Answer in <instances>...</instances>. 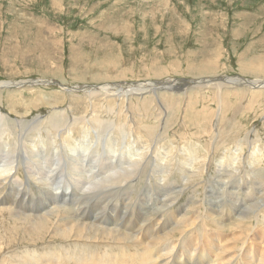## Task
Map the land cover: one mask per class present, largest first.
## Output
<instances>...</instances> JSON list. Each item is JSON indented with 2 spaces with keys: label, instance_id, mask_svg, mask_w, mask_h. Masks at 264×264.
<instances>
[{
  "label": "rangeland",
  "instance_id": "rangeland-1",
  "mask_svg": "<svg viewBox=\"0 0 264 264\" xmlns=\"http://www.w3.org/2000/svg\"><path fill=\"white\" fill-rule=\"evenodd\" d=\"M215 76H227L222 84V96L219 95V91L217 96L213 94L212 85H207L212 81H204ZM240 76L243 78H238ZM263 77L264 0H0V82L41 78L51 79L74 89L73 87L78 86H100L117 82L125 85L128 82L139 84L172 78L165 84L170 87V92L180 96L177 102L173 101L176 96L167 99L160 97L161 103L169 106L168 114L159 116L158 104L151 103L148 108L146 102L141 100L135 92L128 93L126 98L121 99L116 95L115 88L108 89L111 91L100 89L98 96L94 98L78 89L76 90L79 92H65L58 83L33 85L34 88L31 85H24L4 88L3 93L0 91V96L3 97L0 99V110L15 120L20 115L27 116V119L34 120L35 126L39 127L27 132L28 126L24 130L18 126L21 132L24 131L23 134H31L32 141L23 137L25 141L18 142L16 135L8 134L9 136L2 138L3 144H0L4 148L5 143L9 141L12 147L13 144H18V149L21 143H24L29 147L28 153L33 155L34 165L39 164L38 166L43 167L41 152L44 149L49 153L51 144L58 147L64 146L63 152L67 154L71 153V148L80 150L81 146L87 144L86 141L89 138L92 140L95 138L93 134L95 135L96 129L101 130L97 124L98 118L113 122L112 128L106 126L103 131L101 130L105 131L108 138L107 147H104L105 144L97 145L101 153L106 151L110 154L109 150L121 151L124 148L128 161L130 156L138 153V148L145 145L143 143L147 140L150 142L151 149L155 144L154 151L151 150V153H148L152 157L151 165L144 167L137 179H132L131 185L126 182L125 196L122 197L123 191L120 190L118 182H114V185L109 186L111 195L99 199L101 202L99 206L106 210L104 216H99L101 221L91 220L96 222V229L87 228L88 230L83 231V236L90 237L88 241L84 240L85 242L76 236L77 229L72 230L70 238L65 237L64 233L70 231L66 227L69 226L68 222L72 217L64 214L63 211L59 212L58 216L51 217L48 223L46 220L37 221L36 224L41 223L38 228L33 225L31 216L50 203L46 193L53 187L48 183L50 181L45 182V180H39L37 175H33L34 178L30 175L31 187L21 192L18 197V184L13 179L17 177L23 181L27 179L24 159L22 160L19 156L18 171L14 176L3 180V184L0 185V197H10L26 214L31 216L23 221L8 210L0 215V264H34L37 261L35 257L38 256L36 253L43 254L42 258H37L42 264H46L55 260L53 256L45 255L48 250L61 249L64 253L62 247L75 250L78 246H87V249L97 250L95 252L101 255L105 250H107L106 253L113 251L115 254L129 257V261L133 264H142L140 255L143 254V249L145 250L144 242H135L136 235L143 230L140 228L148 224L155 226L156 222H162V219L173 225L174 220L171 222L169 210L178 211L181 208L184 210L179 220L186 215L193 217L194 214L195 217L198 216L196 222L189 224L190 221L186 222L184 219L185 222L182 221L175 232L169 231L164 235L166 240H159L155 247L165 243L161 245L162 248L171 244L177 245L178 249L175 248L180 251L188 243L198 241L201 246L209 244V247L206 246L204 249H211V243L216 242L223 256L229 253L236 255V259L229 261L228 264L242 263L240 262L242 257L246 258L247 263H254V260L248 262L247 254L250 246L249 248L246 246L250 241H258L260 252L263 250L261 234L264 235V208L260 214L252 215L250 221L246 220L238 227L226 224L224 219L217 221V216L220 214L215 212V216L209 218L210 208L207 207L213 202L214 211L220 213L225 210V214L228 215L229 210L232 212L234 209L242 210L245 207L240 205V200L244 196L255 197L259 192L261 194L256 197H264V190H261L260 186L257 189L254 184L261 181L263 183L261 185L264 186V88L250 92L251 89L256 90V87L241 80H255ZM190 80L195 82H189ZM147 89H144L143 93L151 94L152 87L150 90ZM214 89L216 90V87ZM14 90L15 92H11ZM35 93L44 95L45 100L41 102L42 104L32 106L30 109L28 107L33 104L31 99L33 100ZM25 99H29V105L22 103ZM218 103H227L224 104L225 106L222 105V111L218 112L219 116L213 111L218 109ZM109 107H113V110ZM62 108L66 111L70 109L73 115L86 114L83 125L73 126V132L68 134V139L64 142L62 139L67 134L53 132L51 122L47 127L41 124L42 120L43 122L52 121L50 120L51 117L54 118L52 112ZM127 109L129 113L126 112ZM131 119L136 123H133ZM159 121L162 125L157 128ZM116 124L119 125L116 126ZM145 124L151 125L152 128L155 126V129L163 127L166 129L163 131L164 134L160 129L161 132L156 130L154 135L144 126ZM120 126L125 127L132 136V140L136 142L133 146L131 144L134 143L130 144V149L121 145L124 133ZM48 129L51 133H47ZM70 129L66 130L70 132ZM42 136L44 140L41 139ZM156 139L160 140L156 142L157 145ZM102 141L104 140L100 142ZM31 142L36 145L31 146ZM258 147L261 151L255 150ZM52 153H54L53 149ZM253 153L262 155V158L257 159ZM240 154L241 156H238ZM125 166L127 167L128 164ZM70 168H68L69 172L73 170L72 167ZM198 170H200L199 173ZM82 175L86 176V181L89 180L90 177L86 173ZM94 179L96 177H92V180ZM12 187H14L13 190H11ZM247 187H250L249 190ZM211 188L212 197L208 193ZM223 189L231 191L237 189L241 196L238 195V199H235L233 195L229 198L225 195V199H228L230 203L223 207L219 199H223L224 196L222 198L218 196L223 193ZM145 190H149L148 194ZM169 195H173L170 202L165 200ZM143 198L149 200H142ZM126 199L131 209L124 212L123 200ZM75 200L79 201L80 198ZM172 202L175 204H171ZM94 205L88 203L83 206L85 209L88 206L90 208L88 213H91L96 209ZM73 211L79 212L77 209ZM125 213L126 220L123 222L114 220L117 215L122 217ZM115 221L120 225L116 227L118 231H112L109 236L102 235L104 230L100 228L114 227ZM56 223L60 224L57 226ZM160 228L163 230L165 225L161 224ZM61 230L65 231L61 232ZM231 234L232 240L228 238ZM217 236H220L221 243ZM225 239H229L228 243ZM228 244L230 247L227 246ZM164 251L168 255L171 250ZM134 252L139 256L135 257ZM130 253L133 254L134 259H131ZM165 253L162 251L160 255L165 257ZM214 254L210 252L212 259L215 258ZM62 257L63 261L56 260L59 264L70 263L68 259V262L65 260L66 255ZM40 261L38 264H41ZM53 262L51 264H57ZM94 262L96 261L93 259L88 264Z\"/></svg>",
  "mask_w": 264,
  "mask_h": 264
},
{
  "label": "bare ground",
  "instance_id": "bare-ground-1",
  "mask_svg": "<svg viewBox=\"0 0 264 264\" xmlns=\"http://www.w3.org/2000/svg\"><path fill=\"white\" fill-rule=\"evenodd\" d=\"M145 33V32H144ZM98 63V62H97ZM98 64H103V63H98ZM104 65V64H103ZM238 78H243V77H238ZM183 79V78H182ZM225 79H227V76L225 77H219V76H215V77H209L207 79H205L204 81H212L208 82L207 85H212V89H213V94L215 93L217 96V92L219 91V95L222 96L221 94V90L222 88V84L225 82ZM232 79V78H231ZM172 80V78H166V79H162L160 81H149V82H138L137 83H132V82H128L126 83L127 85H125L124 83H110V84H106V85H94V86H83V87H73L74 89H72V87L58 83L56 81H53L51 79H32V80H22V81H2L0 82V91L2 92V90L4 88H10V87H20V86H24V85H50L53 83H58V85H60V87H63V91H68V92H72V91H84V93L88 94V96L94 98L96 96H98L99 91L98 90H107V91H111L108 90L109 88H115L116 89V95L118 97H120L121 99L126 98V95L128 93H132L135 92L137 93L138 97L145 101L144 103L147 104V107L149 108L150 104L152 103V105H156L158 104L159 106L158 111H159V116L161 114H168V106H164V103L162 104L161 101L159 100L160 97L163 99H167L168 97H174L176 96V99L174 98L173 101L177 102L178 99H180V96L175 95L174 93L170 92L169 89L170 87H168L165 83L166 81ZM176 80V79H175ZM173 80V81H175ZM243 82H247V84L249 85H254V87H256L255 89H251L250 92L252 91H258L260 88H264V77L260 78V79H255V80H248V79H241ZM181 81V80H180ZM200 81V79H199ZM182 82V81H181ZM189 82H195V80H190ZM158 83V84H157ZM170 83V82H168ZM123 84V85H122ZM171 84V83H170ZM181 84V83H179ZM186 84V83H185ZM199 85V84H198ZM204 85V84H202ZM155 86V87H154ZM152 87V90H150V88ZM176 87V86H175ZM199 87V86H198ZM214 87H216V90L214 89ZM34 88V86H33ZM146 88H148L151 91V94L146 95V93L144 92V89L146 90ZM13 89V88H12ZM78 89V90H76ZM147 89V90H148ZM179 89V88H178ZM5 90V89H4ZM21 90V89H20ZM23 90V89H22ZM31 90V89H30ZM165 90V91H164ZM34 91H37L34 89ZM33 91V92H34ZM78 91V92H79ZM173 91V90H172ZM179 91V90H177ZM262 91V90H261ZM11 92H15L11 91ZM22 92V91H20ZM229 91H227L228 93ZM241 92V91H240ZM3 93V92H2ZM134 93V94H135ZM244 93V92H243ZM1 94V93H0ZM10 94V93H9ZM259 94V93H258ZM257 94V95H258ZM13 95V94H11ZM136 95V94H135ZM256 95V94H255ZM44 96V95H43ZM42 96V94H36L33 98V100L31 99V101H33V104L30 105L28 108L31 109L32 106H36L39 105L41 102H44L43 100L44 97ZM251 96V95H249ZM2 96H0L1 99ZM16 97V96H15ZM24 97V96H23ZM109 97V96H108ZM226 96H224L225 98ZM256 97V96H255ZM3 98V97H2ZM213 98V97H212ZM258 98V97H256ZM24 99V98H23ZM198 99V98H197ZM220 101L222 100L221 97L219 98ZM156 101V103H155ZM171 101V100H170ZM219 101V102H220ZM22 102V101H21ZM92 102V101H91ZM160 102V103H159ZM25 105H29V99L28 100H23L22 102ZM198 103V102H197ZM216 103V102H215ZM42 104V103H41ZM180 104V103H179ZM227 104V103H224ZM224 104H219L218 103V109L216 108L215 110V114L217 112V115L219 116L220 114H218V112L222 111V105ZM230 104V103H229ZM167 105V104H165ZM190 105V104H188ZM115 106V105H114ZM175 106V105H174ZM225 106V105H224ZM173 107V106H172ZM178 107V106H177ZM191 107V106H190ZM111 108L110 110H113V107H109ZM179 108V107H178ZM182 108V107H181ZM189 108V107H188ZM29 109V110H30ZM145 109V107H144ZM170 111H171V106L169 107ZM194 109V108H192ZM191 109V111H192ZM69 111L62 109H58L56 111H53L52 114L54 116V118H50V120L52 121H45L41 122V124L44 127H47L48 124H51V129L53 130V132H57L59 134H67L65 135V137L62 139L63 142L65 140L68 139V134H71L73 132L72 127L76 126V127H80L77 125H81L85 120H86V114L85 115H73L70 113V109H68ZM146 110V109H145ZM150 110V109H149ZM26 111V110H25ZM147 111V110H146ZM113 112V111H112ZM127 113H129V110L127 109L126 111ZM178 112V110H177ZM195 112V111H194ZM201 112V110H200ZM204 112V111H203ZM202 113V112H201ZM200 113V114H201ZM214 113V112H213ZM222 113V112H221ZM51 114V115H52ZM83 114V113H82ZM181 114V112H180ZM195 114V113H194ZM117 115V114H115ZM130 115V114H129ZM152 115V114H151ZM157 115V114H156ZM213 115V114H212ZM224 115V114H222ZM164 116V115H163ZM162 116V117H163ZM197 116V115H196ZM199 116V115H198ZM27 117V116H26ZM26 117L20 115L18 117H16V120L14 118H12L10 115L6 114L5 112H3L2 110H0V143H2V138H4L5 136H7L8 134L16 135V137H18V139H16L18 142L21 140H24L23 137H25L26 139L28 138V141L31 140V134H23L22 132L24 131H20L18 126L20 127V129L24 130L26 128V131L30 132V130L32 129H36L39 128L38 126H35V121L32 119H27ZM35 117V116H34ZM101 117V116H100ZM158 117V116H157ZM223 117V116H222ZM8 118H10L11 120H9ZM41 118V117H40ZM55 118H57L58 120H56ZM155 118V117H154ZM152 118V119H154ZM159 118V117H158ZM106 119V118H105ZM88 120V119H87ZM97 120V124L98 127L103 131L104 127L106 128H112L111 125H113V122H108V120H102V119H96ZM122 120V119H121ZM133 121V123H136L135 120L131 119ZM176 120V119H175ZM115 121V120H113ZM158 121V120H157ZM160 122V121H159ZM157 123L158 127H160L162 124ZM168 122V121H165ZM47 123V124H45ZM87 123V122H86ZM117 123V122H116ZM121 123V121H120ZM179 123V122H177ZM85 124V123H84ZM83 125V124H82ZM119 124H116V126H118ZM122 125V124H120ZM168 125V124H167ZM175 125V124H174ZM179 125V124H178ZM89 126V125H88ZM125 126L127 127V125L125 124ZM145 127H147L150 131L154 132L157 130L159 131L160 129H162V132L166 129L165 127L163 128H159V129H155V126L152 128L151 125H144ZM50 127V125H49ZM82 127V126H81ZM122 129V133H124V136H122V140L123 141L121 143L122 146L125 147H130L135 145L136 142L134 140H132V136L129 135L128 131L126 130V128H122V126H120ZM175 127V126H174ZM67 128H71L70 132H68L66 129ZM85 128V127H84ZM96 128V126H95ZM129 128V126H128ZM75 129V128H74ZM212 129V128H211ZM88 130V129H87ZM99 129H96L95 131V135L93 134V136L96 138H94L93 140L91 138L88 139V141H86V145L85 146H81V149H74L71 148L70 150V154H67L66 152L64 153V146L59 145H50V149L51 150L49 153L47 152L48 150H44L41 152V156H42V160L44 162L43 167L42 166H38L39 164H35L34 165V159H33V155L31 156L30 153H28L29 147L27 145H25L24 143H21L22 145L17 149L18 144L14 145L13 147L12 145H10L9 141H7L5 143V146L3 148V146L0 144V159L3 158V160H0V185L3 184V180L7 179V177L10 176H14L16 174V172L18 171V157L21 156L22 160L24 159L23 164H25V169L27 172V179L26 181H23L20 177H17L16 179H13L16 184H18L17 188V196L19 197L21 192H24L25 189H29L30 186V175H37L39 180H42L45 182L46 181H50L48 182L51 187H53V189L50 190V192H47V199L50 201V203L46 206L43 207L41 211H35V214H33L32 216L30 214H26L24 212V210L18 206V203L14 200H12L10 197L9 198H1L0 197V215L3 214L4 212H11L14 215H16L17 217H19V220H27V218H29V216H31V221H33V225H35L37 228L39 227V225L41 224H36L37 221H42V220H46L47 223L51 220V217H55L58 216V213L63 211L64 214L66 213L68 216L71 215L72 219L68 222L69 226L66 227L68 228V232H65L64 235L67 238L71 237V233L73 229H77L76 231V236L83 239V241H88V239L90 237L88 236H83V231L84 230H94L96 229V222L91 221V220H98L99 216H104V212L106 210V208L100 207L99 203L100 202V198L102 199L105 196H109L111 195V190L109 189V186L114 185V182H118V184L120 185V190L122 189V197L125 196V185L127 183L130 184V182L132 181V179H137V176L141 174V172L144 170V167H148V165H151L152 163V157L150 155H148V153H151V150L154 151L155 149V144L153 145L152 149L150 148V142L147 140L146 143H142L145 145H142L141 148H138V153L133 156H130L128 161L126 160L127 156L125 155V150L124 148L121 149V151H117L115 149L109 150L110 154H107L106 151H104L103 153L99 152V146H102L105 144L104 147H107L106 145L108 144V138L105 135V131L102 132ZM25 131V132H26ZM49 133V129L47 130ZM81 131V129H80ZM130 131V129H129ZM132 131V130H131ZM134 131V130H133ZM37 132V131H36ZM91 132V131H90ZM112 132V131H111ZM161 132V131H159ZM158 132V133H159ZM51 133V132H50ZM150 133V132H149ZM33 134V133H32ZM92 134V133H91ZM112 134V133H111ZM152 134V135H153ZM164 134V132H163ZM222 136V132L220 133ZM39 135V133H38ZM155 135V134H154ZM225 135V134H224ZM9 136V135H8ZM11 136V138H13ZM212 136V135H211ZM79 137V136H78ZM92 137V136H91ZM35 138V137H34ZM77 138V137H76ZM154 138V137H153ZM207 138V137H205ZM10 139V138H8ZM42 140H44L43 136L41 137ZM40 139V140H41ZM81 139V138H80ZM152 139V138H151ZM161 139V138H160ZM212 141L213 138L211 137ZM246 139V138H245ZM262 139V138H261ZM72 140V139H71ZM76 140V139H75ZM74 140V141H75ZM101 140H104L102 142H100ZM111 140V139H110ZM197 140V139H196ZM200 140V139H199ZM242 140V139H241ZM255 140V139H253ZM263 140V139H262ZM25 141V140H24ZM32 141V140H31ZM47 141V140H46ZM79 141V140H78ZM154 141V140H153ZM160 140L156 139L155 143L158 142ZM184 141V140H183ZM186 141V140H185ZM198 141V140H197ZM256 141V140H255ZM264 141V140H263ZM17 142V143H18ZM35 142V141H34ZM31 142V146H35L36 143ZM81 142V141H80ZM79 142V143H80ZM83 142V140H82ZM210 142V141H209ZM252 142V141H251ZM250 142V143H251ZM66 144H69L67 142H65ZM118 143V142H117ZM134 143V144H131ZM200 143V142H198ZM205 143V142H204ZM208 143V142H207ZM206 143V144H207ZM217 143V142H216ZM3 144V143H2ZM45 144V141H44ZM83 144V143H82ZM131 144V146H130ZM185 144V143H184ZM202 144V143H201ZM205 144V145H206ZM214 144V143H213ZM48 145V144H47ZM73 145V144H71ZM99 145V146H97ZM157 145V143H156ZM199 145V144H198ZM212 145V144H211ZM42 146V145H41ZM40 146V147H41ZM46 146V145H45ZM62 146V147H61ZM70 146V145H69ZM79 146V148H80ZM119 146V145H118ZM195 146V145H194ZM73 147V146H72ZM201 147V146H200ZM45 148V147H44ZM199 148V146H198ZM213 148V146L211 147ZM219 148V147H218ZM9 149V150H8ZM34 149V148H33ZM52 149L54 150V153H52ZM204 149V148H203ZM264 149V148H263ZM42 150V149H40ZM199 150V149H198ZM245 150V149H244ZM256 151H261L260 147H258L257 149H255ZM152 151V153H153ZM207 151V148H206ZM36 152V151H35ZM40 152V151H39ZM201 152V151H200ZM199 152V153H200ZM224 152V151H223ZM73 153V154H72ZM32 154V153H31ZM37 154V153H36ZM133 154V153H132ZM257 159H261L262 155L258 154V153H253ZM152 155V154H151ZM153 156V155H152ZM238 156H241L238 155ZM133 158V159H132ZM41 160V161H42ZM36 161V160H35ZM241 161V159H240ZM37 163V162H36ZM41 163V162H40ZM21 164V163H20ZM128 164V166L126 167L125 165ZM154 164V163H153ZM239 164V163H238ZM174 165V164H172ZM23 166V165H22ZM131 166V167H129ZM72 167V169L70 172L68 171V168ZM262 168V167H261ZM71 169V168H70ZM154 170V169H153ZM204 170V169H203ZM202 170V171H203ZM24 171V170H23ZM108 171L110 172L108 174ZM164 171V170H163ZM200 170H198L199 173ZM159 172V171H158ZM162 172V171H161ZM205 172V171H203ZM86 173L87 176H89V180H85L86 176L84 177V174ZM152 173V172H151ZM160 173V172H159ZM164 175V174H163ZM232 175V174H231ZM33 176V178H34ZM24 177V176H23ZM26 177V176H25ZM92 177H96V179L92 180ZM189 177V176H187ZM196 177V176H195ZM37 178V177H35ZM140 178V177H139ZM165 178V177H164ZM37 179V180H38ZM36 181V180H35ZM34 181V183H35ZM38 182V181H36ZM127 182V183H126ZM133 182V181H132ZM161 182V181H160ZM32 183V182H31ZM43 183V182H42ZM9 184V183H8ZM161 184V183H160ZM177 184V183H176ZM256 184V188L258 189L260 186L261 190H264V186H262L261 181L254 183ZM84 185H86L84 187ZM131 185V184H130ZM171 185V184H170ZM36 186V185H35ZM127 186V185H126ZM164 186V185H163ZM254 186V187H255ZM11 187V186H10ZM31 187V186H30ZM37 187V186H36ZM49 187V186H48ZM47 187V189H48ZM115 187V186H114ZM129 187V186H128ZM134 187V186H133ZM132 187V188H133ZM187 187V186H186ZM33 188V187H32ZM135 188V187H134ZM175 188V186H174ZM213 188V187H212ZM212 188L209 189V192L211 197H212ZM229 188V186H228ZM248 188V187H247ZM250 188V187H249ZM248 188V190H249ZM14 187L11 188V190H13ZM159 189V188H158ZM168 189V188H167ZM171 189V188H170ZM225 189V188H224ZM222 190L223 193H220L218 196L220 198H222L224 196L223 199H219L221 203H223V207H225L226 204H229V200L225 199V195H227V198H229L231 195H233V197L235 199H238V195L241 196L239 194V192H237V189L231 191V190ZM80 190L81 193H80ZM136 190V189H134ZM151 190V189H149ZM149 190H145V193L148 194ZM164 190V189H163ZM31 191V190H28ZM117 191V190H116ZM154 191V190H153ZM179 191V190H178ZM27 192V190L25 191ZM127 192V191H126ZM131 192V191H130ZM157 192V191H155ZM168 192V191H167ZM217 192V191H216ZM151 193V192H150ZM219 193V192H218ZM241 193V192H240ZM35 194V193H34ZM140 194V193H139ZM154 194V193H153ZM152 194V195H153ZM182 194V193H181ZM243 194V193H242ZM258 194H261L258 192ZM257 194V195H258ZM114 195V193H113ZM112 195V196H113ZM162 195V194H161ZM175 195V194H174ZM204 195V194H203ZM245 195V194H244ZM256 195V196H257ZM25 196V195H24ZM130 196V195H129ZM146 196V195H145ZM148 196V195H147ZM150 196V195H149ZM250 197V196H244L242 198V200H240V205L245 206L242 210H237L234 209L232 212L229 210L228 215L225 214V210H222V212L218 213L216 211H214L215 208V204H212L207 207L210 208V212L208 214V217H214L215 213L220 214L218 215V220L220 221L222 219H224L230 226L231 225H235V226H240L244 221H250V219H252V215H258L262 212L263 208H264V197ZM27 197V196H26ZM117 197V196H116ZM143 197V195H142ZM141 197V198H142ZM215 197V196H214ZM14 198V197H13ZM76 198H80L79 201H76ZM112 198V197H111ZM115 198V197H114ZM126 198V197H125ZM150 198V197H149ZM193 198V197H192ZM204 198V197H203ZM202 198V199H203ZM18 199V198H17ZM116 199V198H115ZM144 199H148V198H143ZM159 199V198H158ZM165 199V198H164ZM173 199V195H169V197H167L165 200L167 201H171ZM241 199V198H240ZM108 200V199H107ZM111 200V199H110ZM149 200V199H148ZM212 200V199H211ZM139 201V200H138ZM152 201V200H150ZM149 201V202H150ZM165 201V202H167ZM236 201V200H235ZM234 201V202H235ZM110 202V201H109ZM209 202V201H208ZM211 202V201H210ZM90 204L92 203L94 205V207L96 209H94L91 213L89 212V207H87V209H85L86 204ZM237 203V202H236ZM61 204V205H60ZM153 204V203H152ZM156 204V201H155ZM171 204H175V202H172ZM220 204V203H219ZM104 205V204H103ZM102 205V206H103ZM111 205V204H109ZM123 205H125V209L124 212H127L129 209H131V205L129 204V202L126 200H123ZM166 205V204H165ZM188 205V204H186ZM185 205V206H186ZM203 205V204H202ZM209 205V204H208ZM217 205V204H216ZM238 205V204H237ZM247 205V206H246ZM146 206V204H145ZM113 207V206H112ZM17 208V209H15ZM77 209V211H79L78 213L74 212L73 210ZM93 209V208H92ZM147 209V208H146ZM187 209V208H186ZM233 209V208H232ZM240 209V208H239ZM184 209H179L178 211L176 210H169V213L171 215V222L173 221V225H171L170 222H166L164 219H162V222H156V225L154 226L153 224H148L147 226H143L142 228H140V230H142L141 232H139V235H136V239L135 242H144V248L143 249V254L140 255V261L141 263H145V264H228L229 261L231 260H235L236 259V255L229 253V254H225L223 256V252L221 251L219 244H215V243H211V249L206 248V246H201L200 244H198L197 242H191L190 244L188 243V245H186L184 247V249L178 251L176 250V248L178 249L177 245H164L165 247H161V245L165 244V243H161L160 247L157 246L155 247V245L157 244V242L160 240H166L165 238V234H167L169 231H174L175 229H178L176 227H178L181 222L185 219L186 222L190 221L189 224L191 223H195L196 219H197V215L196 217L193 214V217H191L190 215H186L183 216V218L181 220H179L182 212ZM186 211V210H185ZM198 212V211H197ZM200 212V211H199ZM215 212V213H214ZM11 213H9L11 215ZM107 213V212H106ZM63 214V215H64ZM123 214V213H122ZM92 215H95L94 217ZM12 216V215H11ZM41 216V218H39ZM126 213L124 215H122V217H120L119 215H117V218H115L114 220H119L120 222H123V220H126L125 218ZM201 216V215H200ZM205 216V215H204ZM3 217V216H2ZM43 217V218H42ZM65 217V216H63ZM131 217H133L131 215ZM5 218V217H4ZM8 218V217H7ZM61 218V217H60ZM201 218V217H200ZM205 218V217H204ZM262 218V216L260 217ZM3 219V218H2ZM111 219V218H110ZM8 220V219H7ZM57 220V219H56ZM59 220V219H58ZM63 220V219H62ZM68 220V217H67ZM100 220V219H99ZM199 220V219H198ZM205 220V219H204ZM11 221V220H10ZM9 221V222H10ZM14 221V220H13ZM91 221V222H90ZM101 221V220H100ZM147 221V220H146ZM183 221V222H185ZM202 221V219H201ZM216 221V222H217ZM223 221V220H222ZM19 222V221H18ZM28 222V221H27ZM58 222V221H57ZM125 222V221H124ZM130 222V221H129ZM11 223V222H10ZM45 223V222H44ZM43 223V224H44ZM101 223V222H100ZM202 223V222H201ZM6 224V223H5ZM57 226L60 223H56ZM63 224V223H62ZM164 224L165 228L162 230L160 228V225ZM203 224V223H202ZM250 224V223H249ZM8 225V224H7ZM129 225V224H128ZM196 225V224H195ZM254 225V224H253ZM11 226V225H10ZM43 226V225H42ZM118 225V223L115 221L114 223V227H101L100 229L104 230V234L102 235H108L111 234L112 231L117 232L118 230L116 229ZM208 226V225H207ZM257 226V224H256ZM44 227V226H43ZM63 227V226H62ZM128 227V226H127ZM138 227V226H137ZM2 228V226H1ZM13 228V227H12ZM45 228V227H44ZM65 228V229H66ZM88 228V229H87ZM129 228V227H128ZM185 228V227H184ZM207 228V227H206ZM236 227H234L235 229ZM254 228V227H253ZM262 228V227H261ZM64 229V228H61ZM127 229V228H125ZM237 229V228H236ZM240 229V228H239ZM256 229V228H254ZM260 229V228H259ZM17 230V229H16ZM33 230V229H32ZM39 230V229H38ZM43 230V229H42ZM124 230V229H123ZM129 230V229H128ZM133 230V229H132ZM183 230V229H182ZM204 230V229H203ZM233 230V229H232ZM258 230V229H257ZM34 231V230H33ZM65 231V230H61ZM120 231V230H119ZM125 231V230H124ZM205 231V230H204ZM263 231V229H262ZM261 231V232H262ZM87 232V231H86ZM99 232V231H98ZM103 232V231H101ZM128 232V231H127ZM144 232V233H143ZM179 232V231H176ZM196 232V231H195ZM209 232V231H208ZM220 232V231H219ZM235 232H237V230H235ZM210 233V232H209ZM240 233V232H239ZM259 233V232H258ZM138 234V232H137ZM198 234V233H197ZM63 235V234H62ZM63 235V236H64ZM84 235H86L84 233ZM132 235V234H131ZM183 235V234H182ZM185 235V234H184ZM200 235V234H199ZM203 235V234H202ZM220 235V234H219ZM250 235V234H249ZM168 236V235H167ZM203 236H206V234H204ZM225 236V235H224ZM232 234L230 236H228V238L230 240H232L233 238L231 237ZM62 237V236H61ZM103 238V237H102ZM106 238V237H105ZM186 238V237H185ZM182 238V239H185ZM225 238V237H224ZM92 239V238H91ZM104 239V238H103ZM170 239V238H169ZM177 239V238H176ZM190 239V238H189ZM194 239V238H193ZM218 241L220 242V236H217ZM229 239H225L224 241L227 242ZM237 239V238H236ZM99 240V239H98ZM181 240V239H179ZM253 240V239H252ZM84 241V242H85ZM100 241V240H99ZM98 241V242H99ZM103 241V240H102ZM101 241V242H102ZM172 241V240H171ZM182 241V240H181ZM189 241V240H188ZM204 241V240H203ZM222 241V240H221ZM241 241V240H239ZM244 241V240H243ZM248 241V240H247ZM257 241V240H256ZM168 242V241H167ZM179 242V241H178ZM183 242V241H182ZM182 242H179V244ZM187 242V241H186ZM258 242V241H257ZM255 242V241H250L248 246H246V248H249V253L247 254L249 257V261L254 260V263H247L246 258L242 257V260L239 264H264V235L263 233L261 234V244L263 245L261 248H263L262 252H260V245ZM110 243V242H109ZM221 243V242H220ZM223 243V242H222ZM228 243V242H227ZM226 243V244H227ZM231 243V242H230ZM168 244V243H167ZM185 244V243H183ZM241 244V243H240ZM126 245V244H125ZM110 246V245H109ZM136 246V245H135ZM221 246V245H220ZM227 246L230 247V245L228 244ZM81 247V246H80ZM79 246L76 247L75 250H69V248H63L64 250L62 253L61 249L59 250H53L50 251L48 250L47 252H45V255L47 256H53L52 258H54L55 260H49V262H47L48 264H51V262H57L56 260H62L63 261V255L65 257L66 255V261L68 259V261L72 264H88L90 261H96L93 264H133L132 261H129V257L127 258L125 255L123 254H115L113 253V251L110 252H105L107 250L104 251V253H102V255L98 252H95L97 250H91L90 248L87 249V246L81 247ZM132 247V246H131ZM176 247V248H175ZM182 247V246H180ZM182 247V248H183ZM209 247V246H208ZM223 247V245H222ZM99 248V247H98ZM101 248V247H100ZM99 248V249H100ZM108 248V247H106ZM105 248V249H106ZM112 248V247H110ZM127 248V247H126ZM134 248V247H133ZM140 248V247H139ZM143 248V246H142ZM156 248V249H155ZM102 249V248H101ZM132 249V248H131ZM130 249V250H131ZM176 250L175 252H171L167 255L164 250ZM214 249V250H213ZM228 249V248H227ZM259 249V251H258ZM32 250V249H31ZM109 250V248H108ZM223 250V249H222ZM27 251V250H26ZM135 251V249H134ZM138 251V250H136ZM164 252L166 254L165 257H162L161 252ZM247 251V249H246ZM30 252V250H29ZM33 252V251H32ZM102 252V251H101ZM119 252V251H117ZM140 252V251H138ZM210 252L212 254H214L215 252V258L212 259V255H210ZM26 253V252H25ZM36 253V252H34ZM98 253V254H97ZM121 253V252H119ZM132 253V252H131ZM130 253V255H131ZM136 252H134L133 254H135ZM168 253V252H167ZM38 256H36L35 258L37 259L36 262H34V264H38V262L40 261L39 258H42V255H39L38 253H36ZM61 254H63L61 256ZM76 254V255H75ZM100 254V255H99ZM132 254V255H133ZM241 254V253H240ZM30 255V254H29ZM129 255V254H128ZM131 255V256H132ZM139 256L138 253H136L134 256L136 257ZM28 256V255H27ZM24 257V256H23ZM33 257V256H31ZM39 257V258H37ZM44 257V256H43ZM62 257V258H61ZM92 257H94L92 259ZM239 257V256H238ZM259 257V258H258ZM25 258V257H24ZM34 258V257H33ZM133 258V256L131 257V259ZM235 258V259H234ZM257 262H256V260ZM47 259H50L47 257ZM134 259V258H133ZM169 259L171 261H169ZM18 260V259H17ZM113 260V261H112ZM139 260V259H136ZM238 260V259H237ZM67 261V262H68ZM232 261V263H233ZM41 262V261H40ZM53 262V263H54ZM61 262V261H60ZM132 262V263H131ZM238 262V261H237ZM46 263V264H47ZM69 263V264H70ZM140 263V262H139ZM142 263V264H143ZM230 263V262H229ZM42 264V262H41ZM57 264H59V262H57ZM63 264V262H62ZM65 264V263H64ZM68 264V263H67Z\"/></svg>",
  "mask_w": 264,
  "mask_h": 264
}]
</instances>
